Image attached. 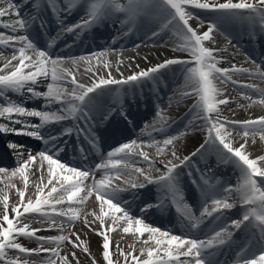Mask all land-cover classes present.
<instances>
[{
  "label": "snow or ice",
  "instance_id": "snow-or-ice-1",
  "mask_svg": "<svg viewBox=\"0 0 264 264\" xmlns=\"http://www.w3.org/2000/svg\"><path fill=\"white\" fill-rule=\"evenodd\" d=\"M29 0H21V3H16L15 0H0V28L5 29V32H0V44L6 45L12 49L10 59L0 68V99H3L4 103L0 104V117L8 121L7 124L0 123V133H12L16 135H26L38 140H44L45 144L49 141H55L56 137L45 138L40 133L42 124H47L55 121L65 120L72 118L76 121L75 130L78 133H84L87 135V128L91 125L88 121L91 119V111L94 107V101L96 96L105 92V90H111L108 88L110 85H124V84H137L142 80L151 79L155 80V74L161 69H165L170 65L182 64L193 65L186 67L187 73L186 80L190 83L191 91L185 90L184 95H194L197 98V103L192 106L190 111H194L192 117L193 121L199 119L204 121V127L207 131L205 142L193 152L192 155H196L205 148V145L211 143L216 145L218 151L223 153L222 160L225 163H234L240 169V182L233 188L232 186H226L223 191L228 195H214L211 199V211H208L207 203L204 210L201 212V217L207 215L211 216L213 213H218L217 218L223 215V210L232 209L235 206V201L229 202L231 199V193L233 191L239 193V198L242 205L250 206L245 210L241 219L233 220L232 226L236 229H240L245 222L253 223L254 227L258 228L261 233V239H264V166H258L260 161H264V156L258 157V159H250L249 154L245 151V143L240 144L239 147H234L232 143V130L229 125H239L241 129H244L243 135H249V130L252 134L259 132L261 139L264 140V117L257 120L247 121H229L221 118V109L219 105H226L230 102L229 98L224 97L223 90L219 88L216 81L221 84H226L229 81L236 85L240 84V81L232 79L231 73L235 72H248L250 69L237 68L232 65L231 68H221L217 65L221 60L217 57L216 52L218 50L205 47L203 42L210 40L211 33L218 30V25L215 22H208V30L202 35L197 34L190 24L189 20L194 17V14L186 10V6L195 7L202 10L213 11L221 14V19L224 20H239L245 18H251L255 21L257 18L261 26H264V0H225V2H218V0H127V3H121L120 0H102L101 3L89 2L85 7V16L82 18V24H76L74 26H68L65 28L67 32H73L76 28H83L91 26L97 21L107 19L113 12H123L130 19H133L141 14H146L151 7H157L161 12L166 13V23L163 27L173 25L184 41L182 49L187 51L192 56V60L181 59H167L164 62L152 66L148 69L140 70L139 72H133L127 77H123V73H120L121 79L114 78L111 71H108L107 76H101L93 70L92 67L85 69L86 72H92L91 83L85 85L79 83L77 79V73L70 69L60 67L64 60L70 59L73 65L76 64V58H52L47 50L38 49L34 42L28 35V30L32 24L38 20L37 15H29L21 12V5L28 4ZM48 5L54 12H63L69 14L75 6V0H67L64 8H58V0H47ZM6 5V6H5ZM39 7V5H34ZM5 17H14V19H8L5 21ZM198 19V17H197ZM203 23V21H202ZM40 26H44V22H40ZM12 34L9 35L7 32ZM17 32H23L22 35H16ZM153 36L157 35L156 32L152 33ZM102 65L103 69H111L112 64L106 59L107 52H99L93 54ZM4 53L0 52V57H3ZM80 61H83L91 65V58L81 56ZM16 61L17 63H13ZM11 68L12 70L5 73L4 69ZM27 70V71H26ZM256 71L264 78V70H261L260 66H256ZM119 72V68H117ZM51 77L52 83L47 85L46 92L37 91L34 87L37 85L40 78L48 79ZM70 77V79H68ZM66 81L71 83L74 88L71 94H68L64 89L57 85V81ZM243 87L253 88L254 85L242 84ZM78 90V91H77ZM21 93L25 91L29 94V97H44V99L51 103L56 102L62 105L60 114L56 112L42 111L39 109H27L22 103L12 101L6 94L8 92ZM94 94V95H90ZM71 97L68 99V97ZM222 97V98H218ZM67 104L68 108L65 111L64 105ZM79 114V115H77ZM159 115V113H158ZM19 117H37L40 119L41 124H33L27 119H19ZM107 119V113L103 116ZM83 119L86 127H82L79 120ZM19 124V129L14 125ZM33 129V130H28ZM73 127L65 129L67 135H71ZM93 144H95V138L90 137ZM175 137H168L163 140L165 146L171 145ZM9 148L13 150L22 149L23 145H17L10 142ZM55 148V151H51L46 148L45 151L38 153L42 162L47 163L48 172V184H52L53 180L59 184V188L53 186L46 197L41 198L42 188H37V197L35 201L31 198L25 203V191H19L20 203L12 208L14 214L13 218L9 217V204L7 197L3 200L4 214L2 217L3 224H0V262L2 264H28L27 260L22 259L19 255L12 258L8 255L9 249L18 250L19 253L24 254H40L41 252L51 253L52 256H59V252L56 248H45L43 243L39 248L29 249L24 247L21 243L17 242L19 236L33 237L35 232L39 230H29L27 224H23L22 227H16L14 220L17 224L22 223L20 217L24 214L36 213L44 215L43 208H51L55 210V205L63 204L65 199L69 202L68 211L71 212L69 216V222L74 221L77 216L75 211L72 210L71 204L84 203L89 196L96 193V199L101 206V213L103 216H107L108 212L104 211L106 205L108 210L112 213H123L122 217H114V219H123L127 224V227L123 228L125 233H138L143 236L148 234V240H144L143 243L148 245L149 241H153L156 248L146 247L140 249V256H146L145 259L140 258L133 254V252L125 253L123 249L117 246L119 255L124 257L125 264H128L129 257H131V264H209L205 255L206 250L220 245H224L231 238V233L227 228H222L219 231H215L209 239H197L194 237H182L175 234H170L167 230H162L155 226L147 224L142 218H136L130 214L118 201L114 198L116 193L124 189L111 188L110 179L105 177L99 181H94L92 185H86L84 182L88 180L90 175L94 176V171L90 169H79L76 166L68 165L61 161L57 153L63 151L62 147L55 144L51 145ZM135 148H139L140 145L136 141L126 142L120 146L114 148L107 153L108 159L97 165V168L108 169L111 167L115 169L120 163H127L131 153ZM159 152L163 153L164 149L159 148ZM18 156H23V152L16 151ZM144 160H148L147 153L141 151L139 153ZM172 155L175 159L179 160V164H173L169 161L165 164L166 171L161 173L158 177L152 178L150 175H145L144 170L140 167H136L134 171L143 176V181L137 183L135 181H129L131 188H143L145 183H155L161 186L166 192H170L174 200L176 197L183 199L180 187L179 176L180 173L176 171L178 168H184L189 166L191 160L190 156H185L183 160L176 156V152L173 151ZM232 159H228V157ZM119 157V159H114ZM35 155L29 153L27 160H21L20 166L12 171L11 175L15 176L19 173L20 177L25 180V188H27L26 169L30 163L35 160ZM86 158V157H85ZM7 171L4 168H0V172ZM159 171V169H157ZM119 175V174H117ZM188 175H191L189 171ZM195 183V181H193ZM207 183V181H205ZM86 190V191H85ZM59 192L60 195L55 199L54 203H50L49 197L53 193ZM85 192V195L81 196L80 193ZM78 198V200H77ZM149 206L145 205L141 211H145ZM185 208L188 205H184ZM23 209V212L20 209ZM58 215H64V212H58ZM195 220V217L192 218ZM133 222L135 224V232H133ZM103 224V221H101ZM7 226L4 227L3 225ZM198 223H192V227L195 228ZM61 231H63V225H61ZM102 242V255L106 264H120V261H113L109 252V237L103 233ZM76 236V240H79V235L72 233ZM39 241H53L59 243L67 240V236L58 237H36ZM74 247L78 245L73 242ZM161 249L163 252L161 254ZM87 249H85L86 251ZM115 254V253H113ZM75 259V253L71 254ZM180 257H185L181 260ZM63 264H69L67 257L61 258ZM49 264H54V261L49 260ZM77 264H79L77 260ZM92 264H96L93 259ZM242 264H264V251L258 254H253L250 257L244 258Z\"/></svg>",
  "mask_w": 264,
  "mask_h": 264
},
{
  "label": "bare ground",
  "instance_id": "bare-ground-1",
  "mask_svg": "<svg viewBox=\"0 0 264 264\" xmlns=\"http://www.w3.org/2000/svg\"><path fill=\"white\" fill-rule=\"evenodd\" d=\"M90 2L101 3L102 0H90ZM120 2L126 4L127 0H120ZM218 2L222 3L225 2V0H218ZM233 2H238V0H233ZM26 8L28 9L27 6ZM192 13L194 14V17L189 20V24L194 30H196L197 34L202 35L204 32H206L208 30V22L210 21L215 22L218 25V30L211 33L212 38L203 42L205 47L218 50L216 55L221 60V62L217 65L218 67L231 68L232 65H235L237 68L250 69L254 74L251 66H249L250 63L247 61V57L243 54L242 46H237L233 43L242 41L243 44V42H246L247 40L254 41L256 38L258 40L254 45L259 49H264V26H261L258 18L255 21H253L250 17L239 20H224L220 18V13L202 9H193ZM166 15V13L161 12L157 7H151L146 14H141L133 19L128 18L123 12L113 11L109 18V25L112 28H115V22L118 17L117 24L120 26V22H122V30L124 26L128 25V20L131 21L132 25L134 24L135 32L142 33L144 31L143 27H145L146 21H149L152 30L149 35L141 37L146 40V43L148 44L147 46L138 45L134 48L125 49L124 51H104L108 53L106 59L112 64L111 69L117 70V68H119L120 71L129 73L131 72V69L142 70L148 67L150 68L164 62L167 59L176 58L181 60H192L193 58L190 53L182 49L184 41L179 31L173 27V25L163 27V24L166 23ZM4 19L7 21L8 19H14V17H5ZM118 26L116 25V29ZM120 30L121 28L114 30L115 32L113 41L119 39ZM0 32L3 31L0 30ZM153 32H156L158 36L159 34L164 33L163 37L167 39L161 40L160 42H157L156 39L152 40L151 37ZM7 33L11 32L8 31ZM21 33L22 32H17L16 35H21ZM170 36L171 38L169 39ZM149 44H154V46L152 47ZM11 51L12 49L10 47H6L3 50L4 56L0 57V68H3V65L7 62V59H10ZM187 53L189 54L186 55ZM84 57L91 58V65L80 61L79 59H76L77 62L75 65H73L70 59H66L63 61L60 67L70 69L71 71L77 73V79H79L78 82L87 85V83L91 82L92 72H86L85 69L92 67L94 71H96L98 74H101L103 73V68L99 67L100 62L94 55ZM13 63L17 62L14 61ZM191 66L193 65H170L156 73L155 80H151V82L145 81L146 90H148H145L147 95L149 92L156 98L160 96L162 99V108L160 112L161 123L169 121L168 124H177L180 119L185 118V124L182 125L185 128V131L178 132L174 136L175 139L173 140V143L167 146L163 144V141H157L156 139L152 140L151 142H139L138 144L140 147H134L129 160L127 161V164L131 165L132 170L129 171L128 168L121 169V171H119V176L113 179L115 184H111L112 188H116L119 184H123V182H120L121 175L126 173L138 174L134 171L136 167L142 168L145 174H149L152 171L156 172V168H161L160 171L163 170L165 172L166 170L164 166L168 160H175L172 155L173 151L176 152V156L182 159L186 154L187 156H190V166H192V162L197 168L199 162H201L200 165H202V168H205L206 166L208 171V167L211 169V174H218L215 176H222L224 179L226 176V178L230 181V184L234 185V188L238 184L235 185L233 181L240 182L241 174L239 167L234 163L223 162V153L218 151L216 145L210 146V149H207L202 153H197H201L198 161L196 160V155H192V153L196 152V150L200 148L202 143L205 141L207 131L204 127V121L199 119L193 121L192 119L195 110L190 111V109H192V106L197 103V98L194 95H184L185 90L191 91L190 83L186 80L187 73L185 71L186 67ZM11 70V68L4 69V72L7 73ZM245 73L248 72L231 73L232 79L247 83V80H243ZM162 76L166 78L162 79ZM68 79H70V77ZM166 81L169 82L167 85L171 86V90L166 96H163L162 94L166 91V89L169 88V86L161 87L162 83ZM49 83H52L50 76L48 79L40 78L37 86L41 88L43 87L45 91L47 90V85ZM56 83L62 89H64V87L71 86L68 85L71 83H67L63 80L57 81ZM216 84L223 90L224 97H227L230 100V102L226 105H219L222 119H227L229 121H247L257 120L261 117H264V98L261 97L260 94L253 95L252 93L239 91L240 87L235 86L230 81L226 84H221L219 81H216ZM261 90L264 92V87H262ZM145 98H147L146 95ZM3 102V99H0V104ZM231 126L234 125H229L228 127L231 128ZM162 131L164 130L158 131L157 134H163ZM164 132L167 133V131ZM231 138L234 147H239L240 144L247 141L245 145V151L247 154H249L250 159H258V157L264 156V140L261 139V134L259 132L252 134L251 130H249V135L244 136L243 133H237L232 130ZM115 147H117V144L111 146L110 151L114 150ZM159 148H163L164 152H159ZM141 151L147 153L149 158L148 160H144L143 157L139 155ZM21 152H23V156H18L16 162L11 163L12 166L10 169H6L7 171L5 172H0V224H3V200L5 197L8 199L9 217L13 218L14 214L12 212V208L20 203L19 191H25L24 201L26 203L29 198L35 201L37 197V188L43 189V192L40 194L41 198L46 197L53 186L59 188V184H57L55 180H53L52 184H48L49 177L47 172V163L42 162L41 159L32 152L31 154L35 155L36 158L25 170L27 177V188H25V180L20 177L19 173H17L15 176H12V171L20 166L21 160L28 159V151ZM114 159H119V157ZM228 159L231 160L232 158L229 156ZM258 166H264V161H260ZM185 168L186 167L180 168L179 172H183L182 169ZM93 183L94 181L92 180L86 181V185H92ZM59 195V192L53 193L52 196L49 197L50 203H54L55 199ZM80 195H85V192H81ZM225 195L228 194L225 193ZM231 196L234 198H239V193L233 191ZM68 204L69 202L65 199L63 204L55 205V210L60 209L65 213L64 215L67 216L64 219L56 218L55 210L45 206L43 211H49H44V215L26 213L20 217V221H22V223L17 224L14 220L16 227H22L23 224H27L29 230H39L35 232V236L33 237L19 236L17 238L18 243H21L24 247L29 249L39 248L43 243L45 248H56L59 252V256L54 257L51 255V253L46 252L29 255L19 253L18 250L14 249H9L8 255L12 258H15L17 255H19L22 259L27 260L28 264H49V260L54 261V264H63L61 259L62 257H67L69 264H77V260L79 264H92L93 259H95L96 264H106L105 260L103 259V249L101 246L103 242V235L98 233L108 235L110 243L109 252L112 260L117 261L121 259L123 264H125L124 257L119 255L117 246L123 249L125 253L133 252L134 255L140 258V260L146 258V256H140L141 248H146L149 246L153 248L157 247L153 241H149L148 245L143 243L144 240H148L147 233H145L143 236H140L138 233L134 235L132 233L123 232V228L127 227L125 221L123 219H114V217H122V212L112 213L105 205L104 211L108 212V215L103 216L101 213L100 203L97 201L94 194L89 196L82 204L73 203L71 205L72 210L75 211L77 216V218L71 222H69V216H71L72 213L68 211ZM20 211L23 212V209L21 208ZM138 216L144 221L146 220L142 215ZM101 221H103V224ZM61 225H63V231H61ZM3 226L6 227L7 225L4 224ZM133 232H135L134 222ZM72 233L79 235L78 241L76 240V236L72 235ZM49 234L56 235V237L62 235L67 236L68 239L60 242L58 247L56 242H45L36 239V237L39 236L47 237ZM69 241L75 242L78 246L74 247L73 243H70ZM85 249L87 250L85 251ZM162 252L163 249H161V254ZM72 253H75V259L71 255ZM239 261L242 260L239 259ZM0 264H2V262H0ZM128 264H131V257H129Z\"/></svg>",
  "mask_w": 264,
  "mask_h": 264
},
{
  "label": "rangeland",
  "instance_id": "rangeland-1",
  "mask_svg": "<svg viewBox=\"0 0 264 264\" xmlns=\"http://www.w3.org/2000/svg\"><path fill=\"white\" fill-rule=\"evenodd\" d=\"M187 8H193V7H190V6H186V10H187ZM171 37H169V39H170ZM154 39H156L157 40V42H160L161 40H164V39H167V38H164L163 36H158V35H155L154 36V38H153V40ZM148 44L147 43H143V44H141L140 46H147ZM150 46H154V44H149ZM187 55V54H186ZM170 157V156H169ZM172 157V156H171ZM54 236H56V235H49V236H47V237H54Z\"/></svg>",
  "mask_w": 264,
  "mask_h": 264
}]
</instances>
